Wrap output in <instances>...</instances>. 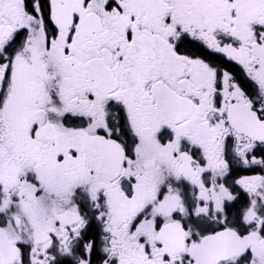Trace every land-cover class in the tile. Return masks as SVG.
Instances as JSON below:
<instances>
[{"label": "snow or ice", "instance_id": "6c2138e0", "mask_svg": "<svg viewBox=\"0 0 264 264\" xmlns=\"http://www.w3.org/2000/svg\"><path fill=\"white\" fill-rule=\"evenodd\" d=\"M0 264H264V0H0Z\"/></svg>", "mask_w": 264, "mask_h": 264}]
</instances>
